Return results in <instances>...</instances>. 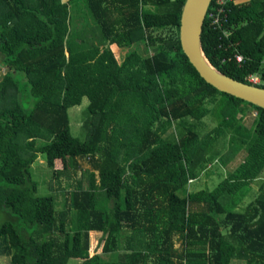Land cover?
<instances>
[{
  "label": "trees",
  "instance_id": "16d2710c",
  "mask_svg": "<svg viewBox=\"0 0 264 264\" xmlns=\"http://www.w3.org/2000/svg\"><path fill=\"white\" fill-rule=\"evenodd\" d=\"M184 1L0 0V209L18 220L0 221L8 264H264V108L199 78L178 42ZM224 28L204 18L207 60L245 83L257 74L264 87V0L232 4ZM110 44L125 48L120 62ZM84 97L80 138L68 108ZM204 117L215 125L203 130ZM39 152L54 178L69 158L92 165L64 209L36 194ZM238 154L212 190L188 189ZM90 231L103 252L125 250L88 254Z\"/></svg>",
  "mask_w": 264,
  "mask_h": 264
},
{
  "label": "rangeland",
  "instance_id": "374dc122",
  "mask_svg": "<svg viewBox=\"0 0 264 264\" xmlns=\"http://www.w3.org/2000/svg\"><path fill=\"white\" fill-rule=\"evenodd\" d=\"M79 14V13H78ZM110 50L113 53V56L120 62L124 56L125 48H120L116 45H109ZM7 69L6 66L0 64L1 73L5 72ZM87 105L88 100L86 97L82 98L81 104L78 106H73L68 108L69 115V126L70 132L73 135H76L80 138H85L86 129L82 126L85 118H87ZM253 112L248 113V115L244 116V124L249 125L252 119ZM203 130H207L212 128L215 125V121L211 118L204 117L203 119ZM44 152H39L37 154V158L31 162L30 165V175L31 179L37 185L36 194H53L56 201V209L61 210L66 208L69 204V192L74 189V185L77 179H81L84 186L87 183V175L90 170H92V165L87 156L78 157V164L76 167L71 163V159H68V170H61L62 172L54 178L52 176V171L48 167L46 163ZM241 160V154H238L235 159H233L230 163H228L226 169L216 170L217 175L204 177L203 175L199 176V178L195 181L188 183V189L190 191H197L203 188H207L208 190H212L219 182L220 179L224 178L225 171L227 169L231 170L235 167V165ZM54 168L62 169V161L60 158L54 159ZM213 168V164L211 167ZM258 181H254L251 184L252 193L251 195L245 199L244 205L247 204L253 197V194L257 191ZM7 220L13 223H16L18 220L14 213L7 209H0V221ZM100 233L90 231L88 232V254L98 253L103 259H112L118 258L122 252L125 250L123 248H114L112 251L103 252L101 250L103 245V240L100 239ZM175 245H179V239L177 236L174 237ZM126 242L123 240L122 245H125ZM74 259H68L67 264H74ZM0 264H7V257H0ZM230 264H243L241 259L232 258Z\"/></svg>",
  "mask_w": 264,
  "mask_h": 264
},
{
  "label": "water",
  "instance_id": "95a60500",
  "mask_svg": "<svg viewBox=\"0 0 264 264\" xmlns=\"http://www.w3.org/2000/svg\"><path fill=\"white\" fill-rule=\"evenodd\" d=\"M212 0H185L178 18V42L182 53L195 72L219 91L264 108V87L239 81L216 68L205 57L201 32Z\"/></svg>",
  "mask_w": 264,
  "mask_h": 264
},
{
  "label": "built area",
  "instance_id": "2783aa9c",
  "mask_svg": "<svg viewBox=\"0 0 264 264\" xmlns=\"http://www.w3.org/2000/svg\"><path fill=\"white\" fill-rule=\"evenodd\" d=\"M240 0H214L211 7L208 6L205 17L208 18L209 24L213 25L215 28H219L222 35L227 36L230 31L224 28V24L228 21L229 13L231 12L232 4ZM236 61L241 62L244 57L240 53H234ZM247 81L251 84L260 83V77L257 74H249L247 76Z\"/></svg>",
  "mask_w": 264,
  "mask_h": 264
},
{
  "label": "crops",
  "instance_id": "0c3cea01",
  "mask_svg": "<svg viewBox=\"0 0 264 264\" xmlns=\"http://www.w3.org/2000/svg\"><path fill=\"white\" fill-rule=\"evenodd\" d=\"M111 45V44H110ZM114 45H116V44H114ZM117 46V45H116ZM1 257V256H0ZM7 264H8V260H7Z\"/></svg>",
  "mask_w": 264,
  "mask_h": 264
}]
</instances>
